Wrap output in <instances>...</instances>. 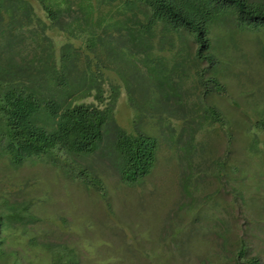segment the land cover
I'll return each instance as SVG.
<instances>
[{
  "label": "rangeland",
  "instance_id": "rangeland-1",
  "mask_svg": "<svg viewBox=\"0 0 264 264\" xmlns=\"http://www.w3.org/2000/svg\"><path fill=\"white\" fill-rule=\"evenodd\" d=\"M25 2L32 21L19 29L25 30L20 57L37 60L35 36L37 54L43 49L48 63L59 59L63 33L51 28L38 0ZM232 28L218 27L212 35L215 66L203 61L173 72L171 85L155 88L157 95L148 93L144 74L122 82L113 70L116 123L131 132L138 117L141 129L158 140L154 167L140 183L122 182L98 152L74 158L103 191L82 180L89 177L77 178L71 164L13 167L0 154V211L28 203L31 213L29 231L11 223L13 242L7 237L4 245L23 254L26 264H62L41 243L73 250L79 260L73 253L67 260L74 264H249L252 257L264 264V29ZM157 54L171 58L166 50ZM214 71L224 91L207 94ZM82 101L97 103L92 96ZM209 103L221 121L207 111ZM29 237L38 244L27 245Z\"/></svg>",
  "mask_w": 264,
  "mask_h": 264
},
{
  "label": "trees",
  "instance_id": "trees-1",
  "mask_svg": "<svg viewBox=\"0 0 264 264\" xmlns=\"http://www.w3.org/2000/svg\"><path fill=\"white\" fill-rule=\"evenodd\" d=\"M38 2L51 28L66 39L60 58L49 63L43 49L37 54L40 45L35 36L31 41L37 60L20 57L25 30L20 34L19 29L32 21L25 0H0V154L13 167L37 161L58 167L71 164L77 178L89 177L82 180L101 191L100 180L79 166L74 157L98 152L109 159L122 182L136 185L151 173L158 151V140L141 129L138 117L133 119L131 132L116 123L114 105L119 91L113 70L122 82H127L129 75L144 74L148 93L154 95L155 88L160 89L163 83L171 85L173 72L182 69L185 73L187 66L203 61L210 68L217 64L212 35L218 27L240 32L264 29V0ZM164 50L170 59L158 56ZM139 64L152 68V72L140 70ZM215 76L214 71L207 79L211 85L206 86L205 93L224 91ZM104 86L109 88V97ZM90 96L97 103L82 101ZM206 108L218 121L223 119L214 104ZM12 209L0 211V264H26L23 254L3 241L8 237L13 242V222L23 223L24 231H29V204ZM33 244H38L37 240L29 237L27 245ZM41 246L55 253V262L75 263L67 260L73 250L63 253L47 243ZM73 255L78 261L77 254ZM247 261L260 264L256 257Z\"/></svg>",
  "mask_w": 264,
  "mask_h": 264
},
{
  "label": "crops",
  "instance_id": "crops-1",
  "mask_svg": "<svg viewBox=\"0 0 264 264\" xmlns=\"http://www.w3.org/2000/svg\"><path fill=\"white\" fill-rule=\"evenodd\" d=\"M243 130H245V129H243Z\"/></svg>",
  "mask_w": 264,
  "mask_h": 264
}]
</instances>
